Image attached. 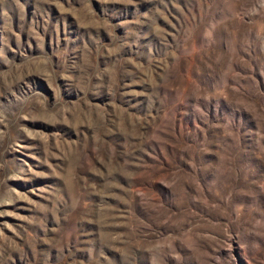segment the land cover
<instances>
[{
  "label": "rangeland",
  "instance_id": "374dc122",
  "mask_svg": "<svg viewBox=\"0 0 264 264\" xmlns=\"http://www.w3.org/2000/svg\"><path fill=\"white\" fill-rule=\"evenodd\" d=\"M0 264H264V0H0Z\"/></svg>",
  "mask_w": 264,
  "mask_h": 264
}]
</instances>
